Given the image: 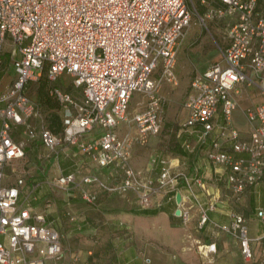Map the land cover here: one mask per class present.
<instances>
[{"label": "built area", "instance_id": "2783aa9c", "mask_svg": "<svg viewBox=\"0 0 264 264\" xmlns=\"http://www.w3.org/2000/svg\"><path fill=\"white\" fill-rule=\"evenodd\" d=\"M217 1L221 4L217 10L230 17L228 42L218 60L192 76L183 100L187 115L181 130L196 131L197 143L215 132L207 158L229 169L223 180L238 195L264 176V100L246 108L247 138L232 122L236 84L254 83L264 93V10L259 9V0ZM191 20L188 0H0V52L8 36L14 70L0 94V235L5 238L0 240V264H68L62 259L60 236L43 213L18 204L22 176L11 184L2 180L6 162L23 155V140H15L10 133L17 125L25 126L28 138L37 135L50 153L62 143L77 144L99 165L120 166L124 172L120 188L136 190L141 204H148L157 191L175 192L180 180L196 197L194 185L202 184L201 176L165 165L156 182L143 181L141 171L129 161L132 143H145L161 129V87L164 82H177V52ZM43 69L49 80L65 73L81 87L80 99L52 88L63 111L57 133L44 125L36 129L28 121L40 112L25 86L27 81H37ZM134 93L142 96L144 108L128 118ZM127 119L133 121L136 132L119 136L116 127ZM93 129L97 135L84 139ZM220 138L231 141L232 151L220 149ZM184 146L193 149L189 142ZM237 151L247 156L236 157ZM74 178L73 173L58 174L49 182L64 186ZM95 179L82 176L83 182ZM80 193L88 202L96 200V193L83 186ZM257 213L264 218L262 208ZM179 214L188 217L186 210L180 209ZM207 219L201 210L198 222L202 225ZM213 225L237 236L243 258H253L252 238L242 214H235L228 224ZM259 239L264 242V234ZM200 248L208 252L215 244Z\"/></svg>", "mask_w": 264, "mask_h": 264}, {"label": "crops", "instance_id": "0c3cea01", "mask_svg": "<svg viewBox=\"0 0 264 264\" xmlns=\"http://www.w3.org/2000/svg\"><path fill=\"white\" fill-rule=\"evenodd\" d=\"M216 3L221 5L217 0ZM207 65L196 69L192 76ZM179 72L178 49L175 64L177 82L162 84L160 114L166 95L175 91L178 85ZM190 80L181 102L183 117L177 135L182 134L175 147L158 151L153 162L151 160L146 162V153L142 155V151L137 147V143H144L135 140L130 147L129 161L135 169L141 171L143 181L156 182L157 175L165 165H169L172 171L182 169L188 174L201 176L202 184L194 185L196 197L189 194L185 184L180 180L175 192L163 194L157 191L152 193L148 204H139L136 190L120 188L124 178L120 166L99 165L77 144L62 143L56 152L50 153L37 135L33 138L26 136L24 125L20 124L11 129V136L15 140H23V155L6 162L2 180L11 184L17 176H22V183L18 185V204L26 206L30 212L43 213L45 221L60 236L62 259L68 264H264V242L259 239L264 234V218L257 213L260 208L264 210V176L258 184L248 185L240 194H234L223 180L229 169L212 164L207 158V150L211 148L215 132H212L204 143H197L196 131L189 133L181 130V123L187 115L183 100L190 91ZM28 83L27 81L25 88L29 87ZM53 87L57 86L50 85L48 94L52 93ZM65 87V91L78 99L81 98V87L73 83ZM255 87L258 86L254 83H238L232 89L237 100L232 122L240 131L242 138L248 137L250 126L246 108L264 100L255 101L250 98ZM245 99L246 102L242 103ZM36 100L37 104L40 103L37 98ZM135 103L137 107L133 110L128 106V118L135 111L144 108L140 94ZM40 104L48 107V111L54 110L49 101ZM38 117L39 119L37 117L28 119L36 129L44 125L55 133L60 131L62 116L56 112H41ZM163 122L162 120V125ZM198 127L200 126L197 125L195 128ZM116 130L119 136L127 133L134 135L136 132L135 125L130 119L122 120ZM95 135L97 130L93 129L85 134L84 139ZM220 140H223L220 149L232 151L230 140L222 138ZM185 142H189L193 149L186 148ZM179 143L185 153L179 151ZM137 154L143 158V165L133 164L132 159L134 160ZM234 155L246 157L247 153L237 151ZM68 173H73L75 178L64 186H55L49 182L58 174ZM84 175H92L96 179L83 182ZM81 186L96 193L94 202L82 198ZM176 192L181 194L180 205L175 199ZM177 207L188 212L186 219L175 213ZM201 210L208 216L202 225L198 222ZM235 214L244 216L248 235L252 238L251 260L243 258L237 236L213 225V222L228 224ZM4 239V236L0 235L2 242ZM212 242L215 244L214 250L208 252L201 250V244Z\"/></svg>", "mask_w": 264, "mask_h": 264}, {"label": "rangeland", "instance_id": "374dc122", "mask_svg": "<svg viewBox=\"0 0 264 264\" xmlns=\"http://www.w3.org/2000/svg\"><path fill=\"white\" fill-rule=\"evenodd\" d=\"M192 13L191 25L189 26L185 36L179 46V80L175 91L166 95L163 103L162 120L163 125L159 133L148 138L146 143H137V147L146 153V162H153L160 150H170L178 143L180 135H177L180 128V121L183 117L182 99L187 90L190 77L196 69L204 67L210 62L218 60L222 55V50L226 46L228 40L226 37V26L230 21L228 14L219 12L216 0H188ZM259 9L264 10V0H259ZM11 41L8 36L4 37L3 46L0 52V94L6 89L13 77V69L11 65V57L9 48ZM29 87L25 88V92L36 102L35 87L37 81H28ZM71 77L62 74L55 80L49 81V85H54L66 90V85L71 84ZM162 93V92H161ZM52 107L54 110L48 111V107L38 103L41 112H56L62 116L63 111L59 102L54 96L49 94ZM164 96V95H163ZM169 96V97H168ZM250 98L253 100H263L264 96L258 87L253 88ZM139 93H135L130 102L129 109L133 110L137 107L135 101L138 99ZM137 98V99H136ZM243 100L242 103L246 102ZM2 101L0 100V107ZM47 110V111H46ZM43 116V115H41ZM41 118V117H40ZM39 119V117H37ZM180 146V143H179ZM180 152L185 153L182 146ZM136 166L143 165V158L138 156L132 159ZM139 204L140 201L138 202ZM181 203H179L180 205ZM181 209V208H180ZM183 210V209H181Z\"/></svg>", "mask_w": 264, "mask_h": 264}, {"label": "trees", "instance_id": "16d2710c", "mask_svg": "<svg viewBox=\"0 0 264 264\" xmlns=\"http://www.w3.org/2000/svg\"><path fill=\"white\" fill-rule=\"evenodd\" d=\"M38 83L36 86V98L40 103H52L48 90L50 89L49 80L45 75L44 69L42 70L40 76L37 79ZM55 98V97H54ZM37 103V102H36Z\"/></svg>", "mask_w": 264, "mask_h": 264}, {"label": "water", "instance_id": "95a60500", "mask_svg": "<svg viewBox=\"0 0 264 264\" xmlns=\"http://www.w3.org/2000/svg\"><path fill=\"white\" fill-rule=\"evenodd\" d=\"M175 199H176V201H177L178 203L181 201V194H180V192H176V194H175ZM175 213H176V214H179V213H180V207H177V208L175 209Z\"/></svg>", "mask_w": 264, "mask_h": 264}]
</instances>
